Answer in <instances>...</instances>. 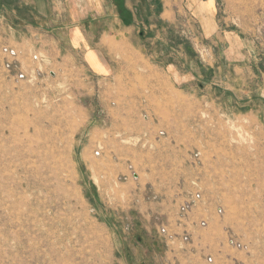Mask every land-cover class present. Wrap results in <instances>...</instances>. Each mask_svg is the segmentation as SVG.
I'll use <instances>...</instances> for the list:
<instances>
[{
  "label": "rangeland",
  "instance_id": "374dc122",
  "mask_svg": "<svg viewBox=\"0 0 264 264\" xmlns=\"http://www.w3.org/2000/svg\"><path fill=\"white\" fill-rule=\"evenodd\" d=\"M20 1L0 16V264H264V0H104L130 26L113 79L52 36L88 2L45 0L18 43L42 22Z\"/></svg>",
  "mask_w": 264,
  "mask_h": 264
},
{
  "label": "crops",
  "instance_id": "0c3cea01",
  "mask_svg": "<svg viewBox=\"0 0 264 264\" xmlns=\"http://www.w3.org/2000/svg\"><path fill=\"white\" fill-rule=\"evenodd\" d=\"M83 1L88 2V6H82V9L74 10L72 13L68 7L69 14L68 17L66 16L67 20L64 18L61 20L60 15H56L58 23H55L54 26H56L55 28L57 32L52 33V36L56 39L59 38L58 40L62 39L63 44H68L71 48L75 47L82 49L84 47V61L87 67L97 75H101L104 78L111 77V79H113L119 74L122 68H120L119 64L115 63L114 58L108 57V45L117 41L119 32H127L130 29V26L123 25L121 20L117 18L118 15H115L117 17L113 18L112 14L110 22L107 23V19H104L107 14L102 11L104 0H75L74 3L79 6L80 2ZM6 2L7 0H0V16L7 10L8 2ZM85 2L83 4H86ZM19 5L21 7L20 12L24 11L25 13L30 14L29 17H32L34 20H37V17L42 19V22L38 23L41 28L34 26L31 23L29 24L27 21L28 18L24 20L23 17L19 18L20 21L15 30H11V28L8 27L7 30L14 32L11 33L12 35L17 34L19 37L18 43H21L25 42L28 35L34 30L42 29V26H47V22H50V18L45 11L48 8L45 0H21ZM89 5L91 6L90 10L88 9V7H90ZM125 5L129 7L127 2H125ZM92 21L97 23L98 27H101V30L98 31L97 35L89 30ZM95 38L96 40L92 41ZM27 41H29V39ZM167 66H171L170 68L174 71L175 76L181 79L179 84L188 82L195 76L192 71L184 74L178 69V67H175L174 64ZM166 69L168 70L167 67ZM176 77H174L175 81L177 79Z\"/></svg>",
  "mask_w": 264,
  "mask_h": 264
},
{
  "label": "trees",
  "instance_id": "16d2710c",
  "mask_svg": "<svg viewBox=\"0 0 264 264\" xmlns=\"http://www.w3.org/2000/svg\"><path fill=\"white\" fill-rule=\"evenodd\" d=\"M119 2H121V1H118L117 4H119ZM120 5H121V3L119 4V6H120ZM119 9H121V8H119ZM122 9H123V8H122ZM122 9H121V10H122ZM125 14H126V13H125ZM126 15H128V14H126Z\"/></svg>",
  "mask_w": 264,
  "mask_h": 264
}]
</instances>
